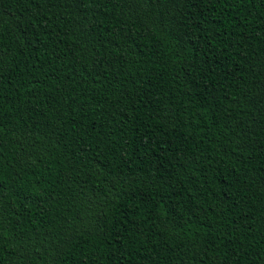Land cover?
<instances>
[{"label":"trees","instance_id":"16d2710c","mask_svg":"<svg viewBox=\"0 0 264 264\" xmlns=\"http://www.w3.org/2000/svg\"><path fill=\"white\" fill-rule=\"evenodd\" d=\"M0 264H264V0H0Z\"/></svg>","mask_w":264,"mask_h":264}]
</instances>
